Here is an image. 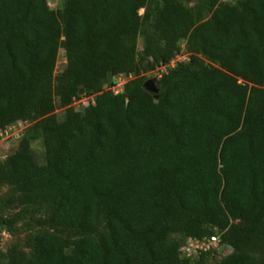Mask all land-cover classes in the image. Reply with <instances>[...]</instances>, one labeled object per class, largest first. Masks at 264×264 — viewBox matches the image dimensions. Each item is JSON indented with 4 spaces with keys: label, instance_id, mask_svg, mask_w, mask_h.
<instances>
[{
    "label": "trees",
    "instance_id": "16d2710c",
    "mask_svg": "<svg viewBox=\"0 0 264 264\" xmlns=\"http://www.w3.org/2000/svg\"><path fill=\"white\" fill-rule=\"evenodd\" d=\"M16 125L0 226L26 239L0 264H264V0H0V138ZM213 237L217 262L183 251Z\"/></svg>",
    "mask_w": 264,
    "mask_h": 264
},
{
    "label": "rangeland",
    "instance_id": "374dc122",
    "mask_svg": "<svg viewBox=\"0 0 264 264\" xmlns=\"http://www.w3.org/2000/svg\"><path fill=\"white\" fill-rule=\"evenodd\" d=\"M63 1L64 0H48V5L50 6L51 9H57V7ZM143 13H144L143 10L139 11L140 15H142ZM138 47L139 49L141 48V40L138 41ZM183 48L184 46L182 45V51L178 55V57H176L172 61L171 63L172 66L175 65V63L177 62L184 61L187 59V55L184 52ZM65 65H66L65 56L63 51L60 50L54 74L56 75L61 71H63ZM162 71H164V68L158 70L155 73H149L147 75H151L150 78L157 79L158 76H160V73H162ZM117 81L118 82L115 88V92H118L121 89L120 86H122L126 82V79L120 78ZM83 101H85V99ZM80 105H81L80 103H77L75 105L76 106L75 108L78 109ZM56 113L58 116H61L62 113L61 108L58 106V104H57ZM23 130L24 127L22 125H16L15 127L10 128L5 133H3V135L0 138V160L5 159L7 156H9L15 151L19 143L17 138L19 137L20 133H22ZM29 135L31 137V147L34 150L39 163H43V147L41 141L39 139H36V133L33 129L29 132ZM11 193L12 192H10L7 187L0 188V200L2 201V203L0 204L1 217L10 218L11 215L17 211L15 204L8 203V199L12 195ZM25 228L26 226L25 224H23V222H18L17 224H15L12 231H9L8 228L6 227L0 226V252L5 253L7 249L13 244H19L23 246L26 239ZM205 244L206 247L208 246L209 248L215 247L216 251L214 253V259L216 262L219 261V259L222 256L227 255L228 253L231 252L230 248L221 247L218 244V242H216L213 245H210L209 243H205ZM192 252L194 253V249ZM259 257H262V259H264V254H261Z\"/></svg>",
    "mask_w": 264,
    "mask_h": 264
},
{
    "label": "built area",
    "instance_id": "2783aa9c",
    "mask_svg": "<svg viewBox=\"0 0 264 264\" xmlns=\"http://www.w3.org/2000/svg\"><path fill=\"white\" fill-rule=\"evenodd\" d=\"M82 102L84 103V101H82ZM216 242H218V239L213 237V238L210 239L209 244L213 245ZM206 248L209 249L208 246L206 247L205 243H200V242H197V241L189 240L187 242V244L184 246L183 251L185 253H187V255H190V253H192L193 249L195 251L197 249H206Z\"/></svg>",
    "mask_w": 264,
    "mask_h": 264
},
{
    "label": "water",
    "instance_id": "95a60500",
    "mask_svg": "<svg viewBox=\"0 0 264 264\" xmlns=\"http://www.w3.org/2000/svg\"><path fill=\"white\" fill-rule=\"evenodd\" d=\"M151 75H147L148 80L144 83V88L146 91L157 95L158 87H157V80L155 78H150Z\"/></svg>",
    "mask_w": 264,
    "mask_h": 264
}]
</instances>
